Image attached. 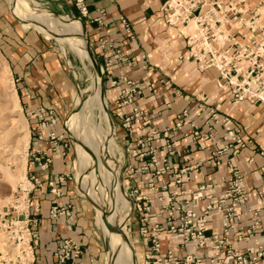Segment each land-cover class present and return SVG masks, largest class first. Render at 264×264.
Wrapping results in <instances>:
<instances>
[{
	"label": "crops",
	"instance_id": "crops-1",
	"mask_svg": "<svg viewBox=\"0 0 264 264\" xmlns=\"http://www.w3.org/2000/svg\"><path fill=\"white\" fill-rule=\"evenodd\" d=\"M35 1L55 14L75 18L73 20L81 27L83 38L85 39L86 32L91 46L97 47L98 39L107 42L105 68L108 66L107 70L111 74L105 76L107 81L104 83V99L111 108H114V101L121 91L126 89V85L118 80L121 73L142 90V94L135 97L133 104L119 110L125 113L126 117H132V128H124V120L116 116L113 121L116 140H119L126 153L133 154L131 160L133 167L140 168L144 164H150V157L154 155L157 163L150 165L149 172L155 175L164 168L165 160L171 169L164 175H155L153 178L155 187L162 189L164 184L169 185L170 193L177 195V199L183 201L190 199L187 192L194 193L200 187L208 185L213 186L211 192L216 199L221 196L228 188L231 162L245 175L249 200L248 204L239 208L242 219L239 227L249 226L252 223L250 210L259 205L256 194L262 191L264 186L260 172V168L264 166V157L257 151L255 144H260L264 148V106L234 104L230 95L218 88V73L215 70L201 71L190 61L184 35L166 24V14L159 0H84L91 18H97L99 12L104 11L102 27L81 17L75 5L76 0ZM10 7L14 16L12 3ZM242 8L247 10L249 15L258 12L263 16L264 0H247ZM10 15L4 0H0V38L4 45L1 49L4 53L9 52L10 58L15 60L14 70L21 79L22 103L34 111L39 108L45 111L53 110L55 120L49 131L58 134L64 125L65 113L69 115L72 104L74 106L73 93L76 83L46 42L48 39L40 32L41 30L37 26H35L37 30L31 29L22 22L18 25V21ZM79 19L84 24L85 30ZM122 20L130 24L135 36L133 41L129 40ZM30 30L40 32L39 34L47 40H43L39 34ZM181 45L183 49H179ZM98 51L96 54L99 53ZM144 56H149L150 68L143 60ZM167 81L170 82V87L163 85ZM114 82L116 84L113 85ZM203 97L207 100V112L214 109L221 117L231 118L233 129L241 133L244 141H252L254 145L242 149L240 155L234 157L231 142L224 139L226 129L222 125L215 127L217 135L214 138V145L205 141L199 144L198 138L188 140L187 136L191 134L189 126L181 130H172L177 116L187 110L191 116H194L193 121L199 126L201 135L208 134L204 115L195 116L200 104L198 101L204 99ZM134 108L147 114L144 120L133 114ZM116 112L114 111L113 114ZM67 118L65 127L69 134ZM145 120L150 123L148 127L143 126ZM153 133L158 137L155 138ZM140 139L143 143L138 145ZM37 145H41L39 147L45 150L50 147L48 144L44 147L42 143H36L35 146ZM221 149H226V152L220 154ZM62 152L63 149L59 147L47 175L35 166L27 167L28 175L41 179L47 176L50 181L57 182L63 177L64 182L58 185L61 195L57 201L72 207L71 217H60L53 221L49 217V211L55 198L48 191L36 195L35 199L41 205L37 264H58L54 253L67 239L74 241L84 250L81 264H103L105 247L100 230L96 226L93 209L90 204L82 200L70 182V174L74 169L70 165L69 156H63ZM134 154L146 155L145 161L141 162L139 158L134 157ZM215 161L219 165L215 166ZM177 179L181 180V184L176 183ZM148 183L149 180L145 175L137 174L130 185L133 184V187L131 186L133 190L146 194ZM159 198L158 195L150 197L152 208L147 214L149 229L154 224L164 226V217L160 215L162 202ZM181 205L185 208L184 204ZM193 205L194 202H191L186 208H192ZM198 210L199 208L195 211ZM141 218V214L136 212L132 222L127 225L134 235L135 251L140 262L144 254L139 234L142 226ZM261 220L264 228V213L261 214ZM222 221L221 216H213L208 223L209 233L221 234ZM257 237L264 242L260 235ZM231 240L241 249L252 245V243L237 244L235 235L231 236ZM179 245V240L164 242L163 250L168 251L172 246L177 255H184L186 251Z\"/></svg>",
	"mask_w": 264,
	"mask_h": 264
},
{
	"label": "built area",
	"instance_id": "built-area-1",
	"mask_svg": "<svg viewBox=\"0 0 264 264\" xmlns=\"http://www.w3.org/2000/svg\"><path fill=\"white\" fill-rule=\"evenodd\" d=\"M159 1L166 14V24L179 31L181 29L187 31L184 34L180 32L184 35L190 61L201 71L215 70L218 73V88L227 92L234 104L264 106V18L261 13L255 12L249 15L248 11L242 8L247 0ZM75 5L83 19L97 24L98 27L103 26L104 11L99 12L97 18H91L84 0H76ZM79 21L82 22L81 19ZM122 23L129 40L133 41L135 36L130 24L126 20H122ZM97 43L98 55L105 60V48L108 44L104 39H98ZM143 60L150 65L149 56H144ZM107 68V74L110 75ZM118 80L126 85V89L121 91L114 101V107L117 108L114 114L124 120L123 126L128 129L133 126L132 117H126L125 113L119 110L133 104L135 97L142 94V90L123 73L119 75ZM163 85L171 86L168 81ZM203 98L198 101L200 104L195 116L204 115L208 134L201 135L199 126L193 121L194 116H191L187 110L177 116L172 130H181L189 126L191 134L187 136L188 140L198 138L199 144L205 141L214 145V138L217 135L215 127L222 125L226 129L224 139L231 142L234 157H238L242 149L254 145L252 141H244L241 133L233 129L231 118L221 117L214 109L207 112V100L206 97ZM33 114L38 124L33 131L38 129L42 133L38 134L37 143L45 142L50 147L44 152L34 150L31 165L47 175L57 149L62 148V155L66 156L68 145L63 144L61 135L49 131L55 120L53 110L45 111L39 108ZM133 114L140 120H144L147 116L138 108L133 109ZM149 124L148 120L143 121V126L148 127ZM153 136L158 137L155 133ZM142 143V139L138 140V145ZM255 144L257 151L264 157V148L260 144ZM222 152H226V149L219 150L220 154ZM134 157L139 158L141 162L146 159L144 154H134ZM156 163L157 160L152 155L150 164L135 168L136 175L143 174L149 180L147 191L150 193L132 191L135 198L134 210L142 216L140 219L142 226L139 231L144 247L142 264H264V242L257 237L260 235V238L264 239L261 220V214L264 213V186L262 191L256 194L259 205L250 210L252 223L240 228L239 223L242 219L239 208L248 204L249 192L245 175L231 162L228 188L221 196L216 199L211 192L213 186L208 185L200 187L197 192H187L190 199L183 201L178 200L177 195L170 193L169 185L164 184L162 189L155 187L153 182L155 175H164L171 169L164 160V168L153 175L149 172V167ZM214 165L217 166L219 163L215 161ZM260 172L264 185V166L260 168ZM26 182L20 186L12 202L0 212V234L5 236L10 247H14L16 243L22 246V254H25L26 259L20 257L19 264H37L35 254L40 243L41 205L35 199V195L48 191L55 198L49 211V217L53 221L60 217H71L72 207L57 201L61 195L58 185L64 182L63 177L53 182L47 176L41 179L26 173ZM176 183L181 184V180L177 179ZM155 195L160 196L159 201L162 202L160 215H163L165 222L164 226L154 224L149 229L147 214L152 208L150 197ZM191 202H194L193 207L186 208ZM181 204H184L185 208ZM197 208L199 210L196 212ZM213 216H221L223 219L221 234L209 233L208 223ZM232 235L236 236L237 244L252 243V245L244 249L236 247L231 240ZM172 240H179L180 248L186 251L184 255H177L172 246L164 252L163 243ZM83 254L84 250L80 245L67 239L60 244L54 257L58 264H81Z\"/></svg>",
	"mask_w": 264,
	"mask_h": 264
},
{
	"label": "rangeland",
	"instance_id": "rangeland-1",
	"mask_svg": "<svg viewBox=\"0 0 264 264\" xmlns=\"http://www.w3.org/2000/svg\"><path fill=\"white\" fill-rule=\"evenodd\" d=\"M4 2L6 3V9L8 10L9 14H11L10 15L11 18L13 17L15 20H17L16 15H14L16 17L15 18L12 15L13 13H11L12 11H11V7H10V3H12V0H4ZM30 4H31V2H30ZM30 6L32 8H35L36 13H39V11H40L39 8L34 7L33 4H31ZM41 8L47 10L46 8H44L42 6H41ZM29 11L32 12V10L30 8H29ZM47 11L50 12L51 14L57 16V17L65 18L71 25V28L73 30L72 35L77 38L79 43L87 46V44H86L87 41L83 38V35L81 33V27L78 26L76 24V22L73 20L75 18H73L71 16L70 17L64 16L61 14H55L54 12L49 11V10H47ZM32 13H34V12H32ZM263 16H264V12H263ZM18 23H19L18 25H20L19 21H18ZM35 26H37V25H32L29 28L37 30L35 28ZM37 27L39 28V30H41L40 32L43 35H45L48 40L44 36L39 34L40 32L38 33L35 30H30V31L39 34V36H41V38L43 40H47L46 42H48L51 49L57 54V56L59 57L60 61L63 64V67L65 68V70H67L69 72L71 79H73L76 83V85L74 87V93H73L74 106L72 104L71 109H73L74 107H79L80 103H78L77 101L80 100L81 105L83 106V108L85 110L86 117H87V119H89L90 124L92 126L91 129L94 130V128H95L99 131L98 134H95L96 140L102 141L103 140L102 137H110V139H112L117 144V146L121 149V152L117 151L114 154L112 161H113V165H114L113 167L115 169L119 170V172L121 174L120 175V181H121L123 188L125 190V199H127V201L129 200L128 203H129V207H130V215H129V218L127 221V225H128L129 222H132L133 215H135V213H136V211L134 210V205H133L134 199H135L132 195V191H133L132 185L133 184L130 185V183L134 182V177L136 176V170L131 163V160L133 159V154H128L123 150L122 146L119 143V140H116V137L114 136V131H111V129L109 130L110 126L108 125L106 120L103 119V116H102L103 113H102L101 109H99V106L94 104L93 102H92V104H90L91 102H89V100L92 99L90 97V96H92V92H91L92 82L91 81H93V77H94L95 73H98V72H100V83L99 84H100V88L102 85L101 91H102V96L104 98V83H105V81H107V80H105V76H109L107 74V71L105 68V60L102 57H100V55L96 54V51L98 50V48L95 45L91 46V42H89L91 50L93 51V53L95 55V59L101 66V68L99 67V69L97 67L95 68V66H94L95 62L93 61V59L91 60L89 56L82 53L83 54L82 58L79 56L77 57V55L75 54V51L72 50L69 43L65 42V40L67 41V38L65 39L66 36H64V35H66V34H65V32H63L64 30L62 27L57 26L55 28L53 26H48L47 23L45 26L40 25ZM83 27L85 30L84 24H83ZM56 32H57L58 36H57ZM182 33L184 34V32H182ZM85 34H86V32H85ZM2 43H3V40H2V38H0V53L2 54V58L0 59V212H2V210L9 203L12 202L14 196L19 191L20 186L23 183H27L26 180L24 181V179H23V181L12 180L11 178H9L10 176H8V175H11L12 177H16V178L17 177L21 178L22 175H21L20 168L25 163L26 164L25 165L26 166V173H27V167L31 166V163L33 162V158H34L33 156L35 154L34 150H42L43 152L46 151L42 147H39L41 145L35 146L37 143L38 134H42V133L38 129L36 131H33V128L38 127L37 119L33 118L34 117V114H33L34 110H30L28 107H25L24 104L22 103V91H21L22 88H21L20 75L18 73H16L14 70V67H15L14 61L15 60L10 58L9 52H7V53L5 52L6 53L5 54L2 51L1 48L4 46ZM179 49H183V45H181ZM4 65H7L10 69V75L9 76L2 73V66H4ZM146 65H148L150 67L149 64L146 63ZM13 91L16 92L18 99H19V104H18L19 107H17V108L15 107V105H13L14 102H13V99H11ZM105 102H106V100H105ZM106 104H107V114H108V116L111 119L112 124H113V121L116 118V117H114L115 115L113 114V112L116 111L117 108H115V107H114L115 109L113 107L111 108V106L108 105L107 102H106ZM113 106H114V104H113ZM14 107H15V109H14ZM19 108H20V110H19ZM76 113H77V110L73 115V117H74L73 122L75 124L73 133L70 132L68 134V132L66 130L65 122H66V118H67L68 113H65V115H64L65 122H64L63 127L61 128V131L58 132V134L63 137V144L68 145V147L66 149V154L69 156V157L68 156L67 157L70 158V165L73 166L72 168L74 169V170L72 169L73 171H71V174H70V178H71L70 182L74 185V187L76 188V192L82 198V200H85L88 204H90V206L93 209L95 220H96L97 211H96L94 204L92 202H90L89 199L85 198L79 192V189L77 187V183H78V179H79L80 154H79V152H77L78 150L76 148L77 137H78V133H79L78 132V122H77V118H76ZM111 115H113V117ZM12 120H15L16 124L14 122H12ZM18 121H20L21 123ZM12 123L14 124V126L16 125L15 126L16 128L13 126ZM22 126H23V128H22ZM24 126H26L25 131H24V129H25ZM11 128H12V130H11ZM20 130L23 131L24 133L23 132L20 133L21 132ZM113 130H114V127H113ZM26 133L29 136V139H28L29 142H28L27 147L25 148L24 146H22V148H21V150H19V152H16V151L13 152V150L17 146L18 137L20 135H26ZM96 135H98V136H96ZM100 135H101V137H99ZM42 144H44V147H47L45 142H43ZM90 156L91 157H89L90 159H89V163H88L90 165V167L88 168L89 165H86V167L84 169V173H88L91 170L96 175V170H97L95 167L96 166V162H95L96 157H95L94 153H90ZM102 158H104V155H102ZM87 170H89V171H87ZM92 177H87V176L85 177V180H84V181H86L85 185L86 184L88 185L90 183L92 184V182H91ZM129 177H132V179H130ZM86 178H88V179H86ZM130 187H131V189H130ZM147 190H149V189L147 188ZM145 193L150 194V193H148V191ZM111 196H112V193L107 195V198H106V202H107L106 204H108L107 208H108L109 212L111 211V213H112V211H113V213H112L113 216H117L118 215V213H117L118 208L115 209V205H114L115 202L113 200V196L112 197ZM35 197H36V195H35ZM127 225H126V229L131 236V240L134 243V241H135L134 235L128 229ZM96 226L100 230L102 241H103V244L105 247V260H104L103 264H106L107 263L106 262V246H105L102 226L100 225V223L98 221L96 222ZM0 242H1L0 243V264H19L20 257L25 258L24 257L25 254H22L23 248L21 245L19 246L18 243H16L14 245V247H10V245L7 242V239L2 234H0ZM37 254H38V252L35 254L36 260L38 259ZM135 258L137 260L136 264H142L143 260L141 258V262L139 261L137 251H135ZM143 258H144V254H143Z\"/></svg>",
	"mask_w": 264,
	"mask_h": 264
},
{
	"label": "bare ground",
	"instance_id": "bare-ground-1",
	"mask_svg": "<svg viewBox=\"0 0 264 264\" xmlns=\"http://www.w3.org/2000/svg\"><path fill=\"white\" fill-rule=\"evenodd\" d=\"M30 2L31 4H33L34 7L39 8L40 10L39 13H36L35 8H32L30 6L31 5ZM12 6H13L12 8L14 10L16 17L24 24H27L30 26L32 25L45 26L47 23L48 26H53L55 28L57 26L62 27L64 30L63 32H65L66 34L64 35L66 36L65 39L67 38V41L65 39L64 40L65 42L69 43L72 50L75 51V54L77 55V57L79 56L82 58L83 57L82 53L89 56L87 46L79 43L77 38L72 35L73 30L71 28V25L65 18L57 17L51 14L50 12H48L47 10L41 8L40 4L36 2L35 0H12ZM29 8L34 13L30 12ZM180 31L184 33L187 32L184 29H181ZM1 58H2V54L0 53V59ZM90 59L92 60L91 57ZM94 66L96 68V65ZM2 73L8 76L10 75V69L7 65L2 66ZM91 82H92V85H91L92 96L90 97L92 98L91 99L92 101L89 100V102H91L90 104H92L93 102L94 104L99 106V109H101L103 113L102 115L103 119L106 120V122L110 126L109 130L111 129V131H114L112 121L107 114V104L102 96V91H101L102 85L100 88V84H99L100 83V73L99 72L95 73L93 77V81ZM11 99H13V102H14L13 105H15L16 108L19 107L18 105L19 99L15 91H13ZM77 102L80 103L79 107H74L71 110L67 118L68 128L70 132L73 133L74 126H75L73 122V115L77 110L76 118L78 122V132L79 133L77 137L76 148L78 150L77 152H79L80 154L79 179H78L77 187L79 189V192L85 198L89 199L90 202H92L96 208V211H97L96 222L98 221L100 225L102 226L103 236H104V241H105V246H106V262H107L106 264H136V261H137L135 258L136 248H135L133 241L131 240L130 234L128 233L126 229L127 221L130 215V207L128 203L129 200L127 201V199H125V190L120 181L121 174L119 170L113 167L114 165L112 161L114 154L117 151L121 152V149L117 146V144L112 139H110V137H102L103 138L102 141L96 140L95 134H98L99 131L95 128L94 130L91 129L92 126L90 124L89 119H87L86 117L85 110L83 106L81 105V101L78 100ZM15 120H12V122L15 123ZM24 128H25L24 129L25 131L26 126H24ZM22 132L23 131H21L20 133ZM99 137H101V135ZM28 139H29V136L27 133L26 135H20L18 137L17 146L15 145L16 148L13 150V152L15 151L19 152L22 146L26 148L29 142ZM90 153H94L96 157V161H95L96 162L95 167L97 169L96 175L91 170L90 171L87 170L89 172L84 173V169L86 165H89L88 164L89 159H90L89 157H91ZM102 155H104V158H102ZM25 165L26 164L24 163L20 168L21 175H22L21 178L19 177L16 178V177H12L11 175H8L10 176L9 178H11L12 180H16V181L17 180L23 181L24 179L25 181L26 180V166ZM89 167L90 165L88 166V168ZM86 176L87 177L93 176L92 177L93 179L91 178L92 184L89 182L90 184L85 185L86 181L84 180ZM111 193L113 196V200L115 202L114 204L115 209L118 208L117 216H113L112 215L113 211L111 213V211L109 212L107 208L108 204H106L107 203L106 198H107V195Z\"/></svg>",
	"mask_w": 264,
	"mask_h": 264
},
{
	"label": "water",
	"instance_id": "water-1",
	"mask_svg": "<svg viewBox=\"0 0 264 264\" xmlns=\"http://www.w3.org/2000/svg\"><path fill=\"white\" fill-rule=\"evenodd\" d=\"M12 13V12H11ZM15 17V16H14ZM16 18V17H15ZM20 23H21V21L18 19V18H16ZM85 40L87 41V49H88V53H89V56L93 59V61L95 62V65H96V67L99 69V67L101 68V66H100V64L96 61V59H95V55H94V53H93V51L91 50V47H90V44H89V41H88V38H87V36H86V34H85ZM100 73V72H99Z\"/></svg>",
	"mask_w": 264,
	"mask_h": 264
}]
</instances>
